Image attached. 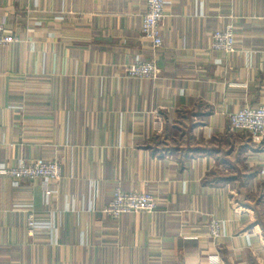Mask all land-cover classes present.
Returning <instances> with one entry per match:
<instances>
[{"label": "crops", "instance_id": "1", "mask_svg": "<svg viewBox=\"0 0 264 264\" xmlns=\"http://www.w3.org/2000/svg\"><path fill=\"white\" fill-rule=\"evenodd\" d=\"M168 2L155 51L147 0H0L17 39L0 51V264H264V142L228 120L264 104V0ZM228 26L236 52L212 51ZM139 56L157 80L126 77ZM20 160L62 164L48 201L1 173ZM118 188L157 214H102ZM28 208L52 229L31 237Z\"/></svg>", "mask_w": 264, "mask_h": 264}, {"label": "built area", "instance_id": "2", "mask_svg": "<svg viewBox=\"0 0 264 264\" xmlns=\"http://www.w3.org/2000/svg\"><path fill=\"white\" fill-rule=\"evenodd\" d=\"M168 0H147V9L142 16V38L149 42L153 50L157 51L163 46L162 27L165 20ZM17 42L10 32L7 31L3 20L0 17V51ZM211 50L224 54L236 52V38L233 26L219 30L211 36ZM127 78L136 80H157L161 71L153 61H147L136 57L132 64L125 67ZM230 124L234 131L249 133L259 142H264V104L258 107L246 106L229 117ZM159 131L163 129L160 123ZM3 175L13 179L16 184L20 181L35 182L41 180L45 186L47 201L54 194L49 184L59 182L62 177V164L59 161L32 162L18 161L16 166L4 167ZM158 201L150 193L146 192H124L120 188L115 190L111 203L105 206L102 214L113 219H119L127 214H157ZM28 214V233L31 237L51 230L52 224L44 223L37 219L33 209L26 210ZM209 234L214 240H219L225 235V223L212 220L208 226ZM210 264H220L219 258H214Z\"/></svg>", "mask_w": 264, "mask_h": 264}, {"label": "rangeland", "instance_id": "3", "mask_svg": "<svg viewBox=\"0 0 264 264\" xmlns=\"http://www.w3.org/2000/svg\"><path fill=\"white\" fill-rule=\"evenodd\" d=\"M233 114H234V113H233ZM233 114H231V115H233ZM231 115H230V116H231ZM230 116H229V117H230ZM228 120H229V128H230V131H231V132H235L234 129H232V126H231V124H230V119H229V118H228ZM161 131H162V130H161ZM248 134H249V133H248ZM249 135H250V134H249ZM250 137L252 138V140H253L254 142H259V141H257L256 139H254L251 135H250ZM259 143H261V142H259ZM128 193H129V192H128ZM139 193H140V192H139ZM110 203H111V202H110ZM211 221H212V220H210V222H211ZM210 222L207 224V233H208V237H209V239H211V240L214 242V241H216V240L213 239V237L209 234V230H208V226H209ZM223 223H224V222H223ZM225 226H226V225H225ZM225 236H226V231H225V235H224L222 238H224ZM222 238H220V239H222ZM220 239H219V240H220ZM217 241H218V240H217Z\"/></svg>", "mask_w": 264, "mask_h": 264}]
</instances>
